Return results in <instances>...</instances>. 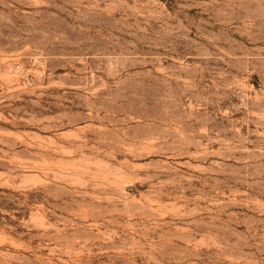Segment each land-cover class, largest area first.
I'll use <instances>...</instances> for the list:
<instances>
[{
  "label": "rangeland",
  "instance_id": "obj_1",
  "mask_svg": "<svg viewBox=\"0 0 264 264\" xmlns=\"http://www.w3.org/2000/svg\"><path fill=\"white\" fill-rule=\"evenodd\" d=\"M0 264H264V0H0Z\"/></svg>",
  "mask_w": 264,
  "mask_h": 264
}]
</instances>
